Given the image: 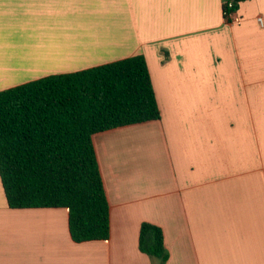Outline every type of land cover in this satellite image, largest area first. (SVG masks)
<instances>
[{"label":"crops","instance_id":"0c3cea01","mask_svg":"<svg viewBox=\"0 0 264 264\" xmlns=\"http://www.w3.org/2000/svg\"><path fill=\"white\" fill-rule=\"evenodd\" d=\"M0 0V91L135 55L157 121L96 133L107 240L75 242L67 208L12 209L0 177V264H264V0Z\"/></svg>","mask_w":264,"mask_h":264},{"label":"trees","instance_id":"16d2710c","mask_svg":"<svg viewBox=\"0 0 264 264\" xmlns=\"http://www.w3.org/2000/svg\"><path fill=\"white\" fill-rule=\"evenodd\" d=\"M222 1L229 22L225 12L249 0ZM161 117L143 55L0 91V177L8 205L67 208L75 242L109 239L110 204L93 137ZM140 250L165 264L163 230L143 223Z\"/></svg>","mask_w":264,"mask_h":264},{"label":"built area","instance_id":"2783aa9c","mask_svg":"<svg viewBox=\"0 0 264 264\" xmlns=\"http://www.w3.org/2000/svg\"><path fill=\"white\" fill-rule=\"evenodd\" d=\"M233 4L229 3L228 8H232ZM227 18L229 19V22L235 23V24H241L242 23V18L238 16L237 11H226L225 12ZM258 22L260 25L263 27L264 26V21L261 17L258 18Z\"/></svg>","mask_w":264,"mask_h":264}]
</instances>
